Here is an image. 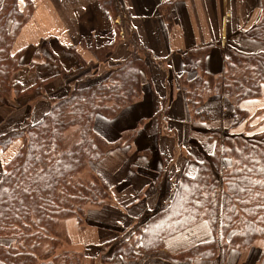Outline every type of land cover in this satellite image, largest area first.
I'll return each mask as SVG.
<instances>
[{
	"label": "trees",
	"instance_id": "1",
	"mask_svg": "<svg viewBox=\"0 0 264 264\" xmlns=\"http://www.w3.org/2000/svg\"><path fill=\"white\" fill-rule=\"evenodd\" d=\"M24 2L21 9L19 0H0V107L6 105L11 94L20 98L42 92L49 82L38 80L23 88L13 81V75L21 70L24 53L14 49L15 40L33 13L32 2ZM99 4L113 18L119 16L118 0H100ZM162 11L170 21L168 9ZM120 28L116 26L111 45L93 49L99 59H105L119 41ZM246 35L264 42V9L259 24ZM128 44L130 56L106 78L74 88L65 97L50 99L48 112L38 122L0 136L3 150L17 139L22 141L0 174V240H6L0 242V264H80L76 254L55 255L59 246L57 223L71 217L81 223L85 209L114 205L111 189L91 166L122 142L132 141L133 131L111 143L95 132L94 121L97 116L117 117L141 96V74H148L144 49L135 33L129 36ZM208 52V47H199L183 54V75H195L182 80L187 106L194 121L208 122L210 114L202 109L205 100L223 90L230 127L235 128L248 117L240 103L261 95L264 53L251 56L231 52L222 85L220 78L205 69ZM166 109L163 101L157 116L165 114ZM207 134L216 141L217 150L202 158L194 176H180L162 210L140 221L127 239H115L111 245L112 257H116L113 264H121L124 259L126 264H136L147 257L156 258L167 239L199 223L208 225L213 238L176 253L172 256L176 262L215 260L218 247L214 236L219 224L223 259L234 248H250L257 240H264V131L250 136L224 131L221 148L219 132Z\"/></svg>",
	"mask_w": 264,
	"mask_h": 264
},
{
	"label": "crops",
	"instance_id": "2",
	"mask_svg": "<svg viewBox=\"0 0 264 264\" xmlns=\"http://www.w3.org/2000/svg\"><path fill=\"white\" fill-rule=\"evenodd\" d=\"M30 1L33 13L14 44L15 50L24 53L21 70L13 75V81L23 88L38 80L49 82L44 86L45 93L29 94L15 101L7 99V104L0 107V136L38 122L48 112L50 99L65 97L74 88L106 78L111 69L130 56L128 38L132 33L144 49L148 74H141L139 100L113 119L97 116L94 121L95 132L111 143L133 131L132 141L122 142L91 166L112 191L114 205L107 209L114 211V222L121 234L162 210L173 196L180 176H194L202 158L217 150L216 141L207 133L218 131L220 136L228 131L250 136L264 131V84L259 98L240 103L248 117L235 128L230 127L223 90L205 100L202 109L210 114V121L196 122L182 85L186 76H195L183 75V54L192 49L209 48L205 69L220 78L222 85L231 52L251 56L264 53V42L246 35L259 24L264 0H118L120 14L116 18L101 9L100 0ZM24 4V0H19L21 9ZM164 8L168 9L170 21L165 18ZM116 26H121L119 41L105 59H99L93 49L111 45ZM163 101L167 109L158 117ZM259 112L263 114L258 115ZM15 144L18 147L13 150ZM21 146L22 141L17 139L7 149L0 148V174ZM110 222L99 223L105 228L95 229L101 240ZM198 228L204 230V238L189 241L201 236ZM211 238L208 226L198 224L167 239L156 258L147 257L136 264H188L176 262L171 255ZM214 238L217 258L195 259L189 264H264L263 239L250 248H234L223 259L220 226Z\"/></svg>",
	"mask_w": 264,
	"mask_h": 264
},
{
	"label": "rangeland",
	"instance_id": "3",
	"mask_svg": "<svg viewBox=\"0 0 264 264\" xmlns=\"http://www.w3.org/2000/svg\"><path fill=\"white\" fill-rule=\"evenodd\" d=\"M45 89L46 88H43L42 92L35 91L33 93L34 94L45 93ZM33 93H30V94H33ZM27 95H29V93ZM20 98H22V96ZM8 99L15 101V99H18V98H16L14 95L11 94ZM72 131L73 129L70 130V132ZM221 135L223 136L224 133H220V137ZM219 142H220L219 146L221 148L222 147V137L221 139H219ZM17 147L18 145L15 144L13 146V150L17 149ZM220 179L222 181L221 175H220ZM88 209L96 210V211L103 210V211L101 213H92L90 211L87 213ZM88 209H85L86 217L85 219L84 217L80 219L81 223H78L77 221L78 219H76V217L75 218L71 217L69 219H63V220L58 221L56 230H57L58 237H59V246L55 250V255L62 254L64 252L76 254L77 259L79 260L80 264H113L115 263L116 257H112L113 248L111 247V245L114 243L115 239L122 240L125 237L127 239V237L130 235L132 231L128 232L126 235L121 234L120 230H118L114 222V219H115L114 211L113 212L109 211L107 207L100 208V209L98 207H95V208L90 207ZM89 214L93 215L94 217L89 216ZM109 214H112V215L110 216ZM108 220L111 221L110 228L107 230L104 229V232H103L104 238L101 240L100 237L98 238L97 231L95 232V229L100 226L99 223L102 224V223L107 222ZM218 226L221 227V225H218ZM100 228L102 229L105 227L100 226ZM198 229H199L201 236L189 238V241L196 242L197 240L204 238L205 236L204 230L200 228ZM117 234L120 235L119 237L121 238H115ZM99 240H101L102 242H99ZM0 242L5 243L6 240L2 239L0 240ZM176 253L172 254L171 256H174ZM125 261H126L125 259L122 260L123 263L121 264H126ZM191 261L193 260H187L185 262H188L189 264V262Z\"/></svg>",
	"mask_w": 264,
	"mask_h": 264
}]
</instances>
